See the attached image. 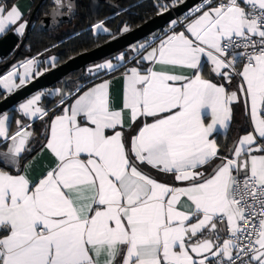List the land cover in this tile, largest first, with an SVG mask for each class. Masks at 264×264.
Wrapping results in <instances>:
<instances>
[{"label":"snow or ice","instance_id":"obj_1","mask_svg":"<svg viewBox=\"0 0 264 264\" xmlns=\"http://www.w3.org/2000/svg\"><path fill=\"white\" fill-rule=\"evenodd\" d=\"M211 5L195 9L207 6L186 25L191 38L173 31L125 71L120 109L105 80L51 121L44 147L55 163L38 181L21 169L33 134L17 121L20 130L9 136V116L0 115V140L11 141L0 166L24 173L0 170V264H264V0ZM20 19L18 7L0 6V33ZM94 27L107 31L103 22ZM35 64L26 61L23 74L13 69L0 85L24 86ZM209 64L229 84L241 78L238 92L250 102L254 130L230 156H220L213 136L230 127L240 96L204 77ZM114 67L106 61L95 71ZM42 95L19 111L47 116ZM126 111L132 123L145 120L130 141L117 130ZM216 160L211 173L200 171ZM142 165L184 186L160 183Z\"/></svg>","mask_w":264,"mask_h":264},{"label":"crops","instance_id":"obj_2","mask_svg":"<svg viewBox=\"0 0 264 264\" xmlns=\"http://www.w3.org/2000/svg\"><path fill=\"white\" fill-rule=\"evenodd\" d=\"M33 4H34L33 0H0V6L5 7L7 10H10L11 7L16 6L18 7V10L21 12V19L18 20L15 25H9L4 33H0V37L3 36L8 31H13L15 34L19 36V38H21L26 31L27 22L29 19V15L33 9ZM196 8L198 7L191 9L190 11H188V13H185L183 15V18H184L183 28L178 29L175 32H185V34L188 35L189 38H191L190 34L187 33L186 31V25L190 23L192 20L196 19L199 15H201L202 11L207 10V7H205L200 12H196L195 11ZM33 22L31 23V25L33 24ZM20 24L25 25L22 33L17 31V28L19 27ZM171 34L172 33L158 34L156 32L152 38L147 40V42L144 44L145 47L143 49H139L132 57L122 61L121 63L113 64L115 65L114 69L112 70L101 69L99 72L88 74V77L85 81H80L75 84V88L70 86L68 90H70L71 92L66 91L64 96L62 97L64 98L63 104L60 103L62 98H59V99L56 98V102L52 106V109L50 110V112H52L50 116L48 113V115L44 116L43 118H40L39 116L34 117V118H37L35 120L42 121L41 123H38V127L35 130L32 129V123L35 121L34 118L31 119L27 117L25 121H22L24 120V118H21L19 120V116L21 115V113L19 111V108L17 107L18 105L14 106V108H16L19 115L16 116L15 122L12 127H9V122H8V128H9L8 135L11 136L20 130V125L17 124V121H20L21 125H23L28 131H30L33 134L28 144V147L30 148V152H27L28 155L25 156L24 159L21 160V169L27 166L28 168L27 175L30 180L34 182L38 181V179L42 178V176L46 173V171L50 167H52L55 163V158L53 157V155L50 153L49 150H47L44 147V145H46L47 143V137L49 135L51 121L56 116L61 115L65 107H68L72 103H74L75 99L79 95H82L83 92L88 91L90 88L94 87L95 85L99 83H102L105 80L109 81V94H110V99L112 101L113 106L116 109H120L122 107V102H123V92H124L123 75L125 71L131 67L139 66L140 57L142 55H146L147 52L151 51L152 48L157 47L161 39H164L168 35H171ZM30 59L32 58H27L24 61H21L20 63L14 65L4 74L12 71L16 67L18 68L21 67L22 64H24L26 61ZM132 59L135 60V63H129ZM142 64H143V68L145 69L151 66L150 63L147 61H143ZM121 66H124V69H122L121 71H117V72L114 71L120 68ZM238 67L240 69L241 66L238 65ZM179 71L180 70L177 69L178 73ZM4 74H2L1 76H3ZM203 75L206 79H209L214 83L223 84L229 93L232 91H237L238 96H240L239 101L234 102L231 106L232 107V119L230 122V127L226 131L218 129L217 132L213 136V138L215 139H216V136H219V138H225L227 136H230L231 139L235 141V145H236V143L242 136L248 134L249 132H253L254 130V125L251 122V116H250V102H249V105L246 107L243 95L238 92V85L242 82L241 78L234 77L231 83L229 84L227 81L223 80L221 77L215 75L211 71L210 64L207 65L205 69L203 70ZM19 83L20 82L17 81L16 84H19ZM57 107H59L58 110L54 111V109ZM45 109L47 110L46 105H45ZM7 113L10 114V112H7ZM10 117H11V114H10ZM124 119H125L124 126L121 128H118L117 130L124 132L126 139L130 141V139L138 133L139 128L143 126V123L145 122V120L144 118H138L135 123H132L129 119V114L127 113V111L125 112ZM146 122L151 123L152 121L149 118ZM205 122L206 123L210 122V119H206ZM10 142H11L10 140L8 142H4L3 140H0V152H6ZM220 156H223V155H220ZM218 161L219 160L213 161L210 165H207L204 168H201L200 171H204L206 175L211 173L212 167ZM0 170L8 171L10 172V174H14V175L24 174L22 170H18V169L3 167V168H0ZM141 170L145 174L156 179L160 183L168 184L170 186H175V187L184 186V182L175 180L174 174L162 173L156 169H153L151 166H148V165H142Z\"/></svg>","mask_w":264,"mask_h":264},{"label":"trees","instance_id":"obj_3","mask_svg":"<svg viewBox=\"0 0 264 264\" xmlns=\"http://www.w3.org/2000/svg\"><path fill=\"white\" fill-rule=\"evenodd\" d=\"M112 1L118 3L122 8L125 9L118 10L117 8L101 0H76L77 11L75 16L70 22L62 25L70 26L72 30L70 32H63L58 36H54V32H56L62 26L50 31L42 32H36L34 29V23L40 17L46 15L50 8L47 0L43 1L35 13L34 23L31 25L28 31L25 43L17 53L15 59L7 67H4L3 64L14 55V51L8 57L0 59V76L8 71L11 67L20 63L21 61H24L27 58H37L49 51H54L56 56L54 63L47 64L46 67H44L48 69L58 63L65 61L71 56L89 50L121 34L122 32H124L121 30V27L123 25H126L127 29H130L166 9L165 4L159 0ZM37 2L38 0H33V7ZM106 17L107 19H105ZM100 22H103L110 28L109 32H95L93 30V27ZM129 63H135V60L132 59ZM122 69H124V66H121L114 71L117 72L121 71ZM38 70H40V68H38ZM79 71L80 70L76 71V73L78 74ZM87 77L88 76L85 77L84 74H82L77 79L68 81L66 91H70L68 90L70 86L75 88L76 83L85 81ZM4 96L5 92L0 89V99ZM56 97L57 94H55L52 99L48 100L46 104L47 111H49V116L52 114L50 110L56 102ZM58 108L59 107L55 108L54 111H57ZM7 112H10L11 114L9 127H12L15 122L16 116L19 114L16 108H11ZM41 122L42 121L35 120L32 123V129L35 130L38 127V123ZM216 140L220 148V155L225 156L233 140L230 136H227L225 138H219V136H216ZM27 155L28 153H25L24 157ZM0 168H3V166H0Z\"/></svg>","mask_w":264,"mask_h":264},{"label":"water","instance_id":"obj_4","mask_svg":"<svg viewBox=\"0 0 264 264\" xmlns=\"http://www.w3.org/2000/svg\"><path fill=\"white\" fill-rule=\"evenodd\" d=\"M43 1L45 0H38V2L33 7L29 15L26 31L21 38H19V36L13 31H8L0 37V59L8 57L14 51V55L3 64L4 67H7L11 64L21 47L24 45L26 36L31 27V23L34 21L35 13ZM101 1L117 8L118 10L123 9L118 3L112 0ZM163 1L173 4L167 9H164L163 11L140 23L139 25L128 29V31H124L121 34L105 41L104 43L71 56L65 61L58 63L47 70H44L40 75L34 76L31 80H28L24 86L6 94L0 99V114L8 111L11 108H14L18 102L33 94L34 92L46 87H50L57 82L61 83L60 98H62L66 91L67 82L77 79L80 75H82L87 64L113 54L138 41H142L154 32L161 31L173 20L183 16L185 13L195 8L202 0ZM69 2L74 5L73 10L71 11L67 6L58 7L54 0H47L50 8L46 15L40 17L35 23L33 22L35 31H50L70 22L75 16L77 9L76 0H64L65 4ZM78 70L81 72L79 76H70V74ZM234 146L235 141L232 142L229 150ZM229 150L226 155L230 156ZM219 162L220 161H218L216 164ZM216 164H214L212 169L216 166Z\"/></svg>","mask_w":264,"mask_h":264},{"label":"rangeland","instance_id":"obj_5","mask_svg":"<svg viewBox=\"0 0 264 264\" xmlns=\"http://www.w3.org/2000/svg\"><path fill=\"white\" fill-rule=\"evenodd\" d=\"M162 3H163V1H162ZM172 4L173 3H170L169 5L171 6ZM166 9H167V7H166ZM105 19H107V17ZM103 26H104V29H107V31L100 30V32H104V33L109 32L110 28L106 24H104V23H103ZM125 28H127L126 25H123L121 27V30L124 31ZM71 30L72 29H71L70 26L64 25L61 28H59L56 32H54V34H55L54 36H58L61 33L66 32V31L67 32H70ZM93 30L95 32H98L95 29V27H93ZM154 34L155 33H153L149 37L145 38L144 41H138V42H136L134 44H131V45L127 46L126 48L121 49V50H119V51H117V52H115L113 54H110V55H108V56H106L104 58H101L99 60H96L95 62H92V63L87 64L86 67H85V69H84V71H83L84 76L86 77V76H88V74H92V73L96 72L95 71L96 66L97 65H101V64L105 63L106 61H111L112 64H115V63H121L122 61L126 60L128 57H132L139 49H141L140 48V45H142V44L144 45L147 42V40H149L150 38H152L154 36ZM121 56H123V59H119ZM55 59H56V56H55L54 51H49V52H47V53H45V54H43V55L35 58L36 64L34 65V67L32 69V72H31L28 80H31L34 76H37L36 75V72L41 73L44 70H47L44 67H46L47 64H53L54 61H55ZM22 65L19 68L18 67L15 68L16 73L23 74L24 68L22 67ZM38 68H40V70H38ZM90 69L92 71H90ZM8 73L9 72H7L6 74H4L3 76H0V77H7V74ZM80 74H81V72L79 71L78 74L77 73L76 74H71V76L72 77H75V76H79ZM13 80H14V83L15 84L17 83V81L20 82L19 75L14 76L13 77ZM60 86H61V83L57 82V83H55L54 85H52L50 87H46L44 89H41L39 91H36L33 94H31L28 97H26L23 100H21L20 102H18L16 105H18L17 107L19 108V105L20 104L25 103L32 96L36 95L37 93H43L44 95H42V98H41V101H40V106L43 107V108H45V105L47 104L48 100L52 99L55 96V94H57V97H56L57 99L60 98ZM0 89L5 92V95L8 94V93H10L6 89H4L3 85H0ZM13 90H15V89H13ZM4 114L8 115L9 118H10V114H8L7 112H3L0 115H4ZM27 117L28 118H31V119L34 118V117H31V116H24L21 113V115L19 116V120L21 118H24V120H22V121H25ZM35 119H37V118H34V120Z\"/></svg>","mask_w":264,"mask_h":264},{"label":"built area","instance_id":"obj_6","mask_svg":"<svg viewBox=\"0 0 264 264\" xmlns=\"http://www.w3.org/2000/svg\"><path fill=\"white\" fill-rule=\"evenodd\" d=\"M138 1H140V0H138ZM159 1L162 2L163 0H159ZM218 2H219V0H212L211 6H216L218 4ZM163 3L165 4V7H167V8L170 7V5H169L170 3L165 2V1H163ZM202 3H203V0L196 7H199ZM205 7H207V6H205ZM123 9H125V8H123ZM173 21H176V23L173 24L172 23ZM173 21L171 23H169L167 26H165L161 31H159L158 34H161V33L168 34V33H172L173 31H176L178 29L183 28V24H184L183 16L176 18ZM238 70H239V67H238Z\"/></svg>","mask_w":264,"mask_h":264},{"label":"flooded vegetation","instance_id":"obj_7","mask_svg":"<svg viewBox=\"0 0 264 264\" xmlns=\"http://www.w3.org/2000/svg\"><path fill=\"white\" fill-rule=\"evenodd\" d=\"M74 73H76V72H74ZM74 73H72V74H74ZM71 75V74H70Z\"/></svg>","mask_w":264,"mask_h":264}]
</instances>
